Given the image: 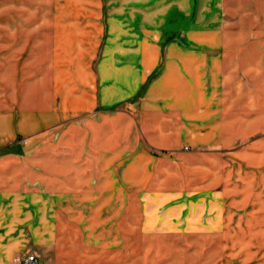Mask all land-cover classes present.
Masks as SVG:
<instances>
[{"label": "crops", "instance_id": "1", "mask_svg": "<svg viewBox=\"0 0 264 264\" xmlns=\"http://www.w3.org/2000/svg\"><path fill=\"white\" fill-rule=\"evenodd\" d=\"M81 27L45 31L41 41L31 30H0V264L23 261L27 255L19 254L28 246H53V253L35 256L38 264L139 261L140 255L132 260L109 250L130 245V225L115 217L130 213L132 198L157 197L155 185L177 164L210 157L180 150L211 146V135L221 134L228 113L236 111L230 104L235 90L223 86L226 52L144 48L146 32L133 34L132 43L123 35V45L110 40L99 53L102 33ZM116 131L129 138L124 149L136 144L137 165L115 164ZM156 163L167 174L156 171ZM116 166L123 168L124 190H116ZM129 166L138 168V180ZM131 182L150 190L132 191ZM36 214L41 223L20 222V215L28 221ZM26 230L36 232L25 239L20 232ZM155 264L164 263L156 257Z\"/></svg>", "mask_w": 264, "mask_h": 264}, {"label": "rangeland", "instance_id": "2", "mask_svg": "<svg viewBox=\"0 0 264 264\" xmlns=\"http://www.w3.org/2000/svg\"><path fill=\"white\" fill-rule=\"evenodd\" d=\"M60 20L72 23L60 25ZM81 25L102 33L99 53L110 40L123 45L125 36L132 43L133 34L146 32L143 47H210L214 57L226 52L223 86L235 90L230 104L236 111L228 113L221 134L211 135L212 145L202 150L184 144L180 150L212 155L181 162L172 174L156 163L155 170L167 174L155 185L157 197L131 199L130 213L115 217L130 225L125 231L130 245L109 250L132 260L140 255L144 264H155L156 257L164 264H264V0H0L2 31L31 30L41 41L45 31ZM125 138L122 131L114 134L115 164L130 160L137 165L138 148L131 141L124 149ZM128 168L132 181L138 180V168ZM122 170L114 168L116 190L123 189ZM147 186L131 182L132 191H149ZM19 219L42 222L38 214ZM51 219L58 222V215ZM35 232L20 233L26 239ZM37 234L41 238L42 231ZM45 248L28 246L19 255L53 253V246Z\"/></svg>", "mask_w": 264, "mask_h": 264}, {"label": "built area", "instance_id": "3", "mask_svg": "<svg viewBox=\"0 0 264 264\" xmlns=\"http://www.w3.org/2000/svg\"><path fill=\"white\" fill-rule=\"evenodd\" d=\"M25 143V141H23ZM18 264H38L35 256L33 255H28L24 258L23 261H20L19 259H16Z\"/></svg>", "mask_w": 264, "mask_h": 264}]
</instances>
